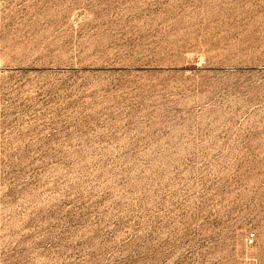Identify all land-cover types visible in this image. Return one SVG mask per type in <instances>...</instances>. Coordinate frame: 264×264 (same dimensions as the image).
<instances>
[{
    "label": "rangeland",
    "instance_id": "obj_1",
    "mask_svg": "<svg viewBox=\"0 0 264 264\" xmlns=\"http://www.w3.org/2000/svg\"><path fill=\"white\" fill-rule=\"evenodd\" d=\"M248 258L264 0H0V264Z\"/></svg>",
    "mask_w": 264,
    "mask_h": 264
},
{
    "label": "built area",
    "instance_id": "obj_2",
    "mask_svg": "<svg viewBox=\"0 0 264 264\" xmlns=\"http://www.w3.org/2000/svg\"><path fill=\"white\" fill-rule=\"evenodd\" d=\"M255 233H250L245 238V246L246 247H252L255 242ZM242 264H259L258 261L255 258H248L246 259Z\"/></svg>",
    "mask_w": 264,
    "mask_h": 264
}]
</instances>
